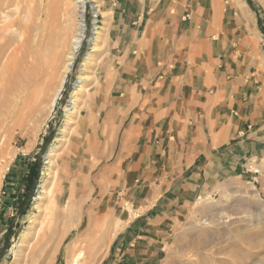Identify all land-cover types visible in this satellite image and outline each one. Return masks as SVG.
<instances>
[{
  "label": "crops",
  "instance_id": "crops-1",
  "mask_svg": "<svg viewBox=\"0 0 264 264\" xmlns=\"http://www.w3.org/2000/svg\"><path fill=\"white\" fill-rule=\"evenodd\" d=\"M93 2L100 49L59 147L77 163L69 156L57 169L69 186L55 205L77 214L67 234L92 199L83 233L102 206L112 228L123 225L101 264H162L172 225L195 200L251 179L264 158L257 20L242 0ZM23 175L11 169L1 199L17 205Z\"/></svg>",
  "mask_w": 264,
  "mask_h": 264
},
{
  "label": "rangeland",
  "instance_id": "rangeland-1",
  "mask_svg": "<svg viewBox=\"0 0 264 264\" xmlns=\"http://www.w3.org/2000/svg\"><path fill=\"white\" fill-rule=\"evenodd\" d=\"M84 1V38L51 110L49 103L53 99L57 78L50 79L51 86L45 95L44 77L48 62L44 48L36 51L32 66L13 78L11 95L6 94L7 82L0 60V183L14 167L24 174V188L16 200L17 205L0 198V264H70L78 253L80 257L76 264H101L110 250L112 239L123 226L112 228V213L108 206H102L96 211L100 216L94 231L83 233L92 199L83 207L81 226L67 234L75 227L77 214L71 207L64 209L63 205H55L54 200L62 189L66 191L69 186L57 169H61L69 156L73 157L66 147V151L59 155V147L61 143L65 145V135L72 133V130L68 132L67 124L76 108L75 102L85 89L84 81L89 79L88 70L94 60L92 50H99L97 45L101 43V18L95 3L93 0ZM242 1L257 20L259 45L255 50L257 60L253 68L258 73L261 100L264 97V0ZM20 6L21 11L26 9L24 4ZM25 6H30L33 14L37 13L35 0H27ZM23 26L18 22L15 28L7 29L8 35L4 32L0 41L13 48L18 44ZM50 32L47 27L43 31L38 29L36 39L43 34L45 41ZM28 47H31V41ZM6 98L11 101L10 114L3 117ZM37 107L40 110L36 111ZM36 160L40 161L39 172L35 170L38 179L29 182V170ZM72 161L77 163V158ZM257 164V172L251 179H233L225 183L216 194L195 200L174 222L166 239L162 264H240L241 261L264 264V158ZM78 167L77 164L68 166L75 171L80 170ZM77 176H80L77 172L71 174L73 184L78 181ZM116 196L108 195L104 200L112 197L116 201Z\"/></svg>",
  "mask_w": 264,
  "mask_h": 264
},
{
  "label": "bare ground",
  "instance_id": "bare-ground-1",
  "mask_svg": "<svg viewBox=\"0 0 264 264\" xmlns=\"http://www.w3.org/2000/svg\"><path fill=\"white\" fill-rule=\"evenodd\" d=\"M35 1L37 2L38 8L36 14L32 13L30 6H25L27 0H7V2H0V39L4 38V32L7 29L15 28L18 22L24 24L23 30L18 36V44L13 48L11 45L8 46L7 43L2 42V40L0 41V60L3 61L2 67L5 72L4 80L7 82V86L5 87L6 94H10L13 88V85H11L13 78L16 79L21 74V71L30 67V65L32 66L36 61L35 53L37 54V52H40L44 48V56L48 62L44 77L45 95L49 91L50 79L57 78L53 99L49 103V110H51L55 104L56 97L62 91L67 73L73 67L72 63L75 54L84 38L85 26L83 18L85 1ZM21 4H24V8H26L24 11H21ZM45 27L49 28L51 32L45 41L44 33L42 32L43 34L40 35L38 41L36 39L38 37V29L42 28L43 31ZM30 41L31 47H28ZM9 104H11V101L6 98L4 100L5 110L2 114L3 117L10 114ZM38 109L37 107L36 111ZM79 257L80 254L78 253L72 258L70 264H76ZM242 262L240 264H245Z\"/></svg>",
  "mask_w": 264,
  "mask_h": 264
},
{
  "label": "trees",
  "instance_id": "trees-1",
  "mask_svg": "<svg viewBox=\"0 0 264 264\" xmlns=\"http://www.w3.org/2000/svg\"><path fill=\"white\" fill-rule=\"evenodd\" d=\"M39 163H40V161L36 160V162L31 165L30 170H29V176L27 177L29 182H32L33 179L34 180L38 179V174L35 172V170L37 171V167H38ZM37 172H39V171H37Z\"/></svg>",
  "mask_w": 264,
  "mask_h": 264
}]
</instances>
